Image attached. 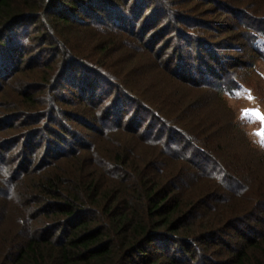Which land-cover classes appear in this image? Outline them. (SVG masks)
<instances>
[{"label":"trees","instance_id":"16d2710c","mask_svg":"<svg viewBox=\"0 0 264 264\" xmlns=\"http://www.w3.org/2000/svg\"><path fill=\"white\" fill-rule=\"evenodd\" d=\"M258 62L264 0H0V264H264Z\"/></svg>","mask_w":264,"mask_h":264},{"label":"rangeland","instance_id":"374dc122","mask_svg":"<svg viewBox=\"0 0 264 264\" xmlns=\"http://www.w3.org/2000/svg\"><path fill=\"white\" fill-rule=\"evenodd\" d=\"M133 80V78H130ZM245 84L247 85L246 93L251 94V99L247 98L244 94L237 99L231 98L226 100V108L234 111V115H236V121L238 123L239 113L242 115H246V113H251L253 110H259L261 115H264V64L258 62L256 64V69L253 70L251 75H247L245 78ZM246 119H249L251 125L246 126L247 129L251 130L252 137L255 140L259 139V134L264 133V122L258 119H254L250 114L246 115ZM228 123V120H227ZM233 141L237 144L245 157L248 159L255 161L257 158H261L262 156L257 152L256 149L252 148L247 144V142L237 135L236 133L232 135ZM129 141H131L128 138ZM143 155V149L142 153ZM144 156V155H143ZM249 156V157H248ZM257 159L258 163L259 160ZM9 161V160H8ZM16 160L14 161L15 165ZM12 164V165H13ZM11 166V165H10ZM2 175L0 174V178Z\"/></svg>","mask_w":264,"mask_h":264},{"label":"snow or ice","instance_id":"6c2138e0","mask_svg":"<svg viewBox=\"0 0 264 264\" xmlns=\"http://www.w3.org/2000/svg\"><path fill=\"white\" fill-rule=\"evenodd\" d=\"M245 95L247 96V98L251 99L250 93H245ZM249 114L254 119H258V120H261L262 122H264V115H261L258 109L253 110L251 113H246V115H249ZM259 139H260L261 146L264 147V133L259 134Z\"/></svg>","mask_w":264,"mask_h":264}]
</instances>
